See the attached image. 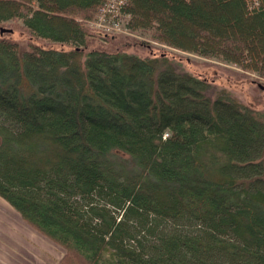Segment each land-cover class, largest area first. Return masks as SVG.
I'll return each mask as SVG.
<instances>
[{
	"label": "trees",
	"instance_id": "1",
	"mask_svg": "<svg viewBox=\"0 0 264 264\" xmlns=\"http://www.w3.org/2000/svg\"><path fill=\"white\" fill-rule=\"evenodd\" d=\"M111 0H0V196L57 264H264V111L135 39ZM127 29L264 78V0H116Z\"/></svg>",
	"mask_w": 264,
	"mask_h": 264
},
{
	"label": "rangeland",
	"instance_id": "2",
	"mask_svg": "<svg viewBox=\"0 0 264 264\" xmlns=\"http://www.w3.org/2000/svg\"><path fill=\"white\" fill-rule=\"evenodd\" d=\"M119 4L120 1H108L100 12V19L92 23V28L98 31L94 37L95 45L111 48L112 42L135 39L137 43L132 45L128 49L129 51L137 52L143 56H162L165 54L172 66L178 71L190 72L207 78L212 83L208 91L209 96L214 97L219 88H227L245 104L264 111V78L255 72L244 70L234 63L222 61L217 57L210 58L157 42L151 38L149 32H130L126 26L128 17L118 10ZM18 24H22L21 19L9 20L0 23V28L14 29L6 35L18 39L22 48H27L30 41L59 49L71 47L68 43L37 38L27 30L19 28ZM102 34L112 36V42ZM6 227H12L22 235L20 243H16L18 248L27 247L36 253L29 254L28 261L22 259L24 264L58 263L64 251L63 247L26 223L11 204L0 196V229H6Z\"/></svg>",
	"mask_w": 264,
	"mask_h": 264
},
{
	"label": "crops",
	"instance_id": "3",
	"mask_svg": "<svg viewBox=\"0 0 264 264\" xmlns=\"http://www.w3.org/2000/svg\"><path fill=\"white\" fill-rule=\"evenodd\" d=\"M0 231V264H24L22 259L28 261L29 254H36L27 247L18 248L16 243H20L22 235L14 228L6 227Z\"/></svg>",
	"mask_w": 264,
	"mask_h": 264
},
{
	"label": "water",
	"instance_id": "4",
	"mask_svg": "<svg viewBox=\"0 0 264 264\" xmlns=\"http://www.w3.org/2000/svg\"><path fill=\"white\" fill-rule=\"evenodd\" d=\"M5 30H11V29H9V28H2V31H5Z\"/></svg>",
	"mask_w": 264,
	"mask_h": 264
}]
</instances>
